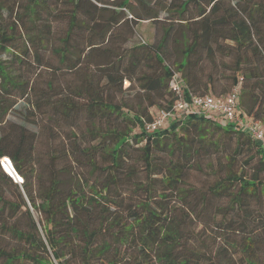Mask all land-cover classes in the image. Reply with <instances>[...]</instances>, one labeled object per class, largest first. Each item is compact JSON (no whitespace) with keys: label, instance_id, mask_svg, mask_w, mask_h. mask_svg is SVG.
Returning <instances> with one entry per match:
<instances>
[{"label":"trees","instance_id":"trees-1","mask_svg":"<svg viewBox=\"0 0 264 264\" xmlns=\"http://www.w3.org/2000/svg\"><path fill=\"white\" fill-rule=\"evenodd\" d=\"M144 21L157 37L130 43ZM204 59L229 71L217 94ZM174 73L195 95L225 97L240 81L241 111L264 127V0H0V264H264V145L203 115L144 129L150 109H171ZM20 103L21 122L9 120ZM75 119L84 131L43 154L26 127L54 136ZM221 140L234 146L216 180L186 187ZM200 215L232 234L230 255L195 244Z\"/></svg>","mask_w":264,"mask_h":264},{"label":"rangeland","instance_id":"rangeland-1","mask_svg":"<svg viewBox=\"0 0 264 264\" xmlns=\"http://www.w3.org/2000/svg\"><path fill=\"white\" fill-rule=\"evenodd\" d=\"M163 17V16H162ZM158 35V31L154 29V27H152L151 23L148 22H142V23H138L136 24V26L134 27V34L130 40V43H139L142 40L150 43L154 40V37H157ZM7 56L4 55L3 59H6ZM221 59V60H220ZM223 60V61H222ZM231 57H226L224 55H220L219 59H218V67L222 68V66L220 65L221 63H229L231 62ZM201 64L199 65V67H201V72L203 74V79L205 80V78L207 77V75L209 73H212L214 75V77L216 79H218L220 82H217L219 85H216V91L215 93H219L221 91V84L225 83V80L223 78V75H227L229 73V71L225 70L223 71V69H218L217 73L213 72V67L210 65L209 61H207V59H204L202 62H200ZM51 75L53 72H48ZM49 74L47 73H43L44 76H48ZM73 76L67 72H58L56 78L62 82V84H64L67 80L69 81ZM207 80V78H206ZM128 84L125 82L124 86H127ZM118 98V96H117ZM16 111L13 114H10V116H8V119L11 121H15V122H21L19 119V114L23 115L26 110H25V104L20 103L17 107H16ZM156 108H152L150 109V113L155 114ZM210 117H212L219 125L226 127L227 126V121L221 119L219 116H217L215 113H210L209 114ZM30 119L31 116H29ZM42 119H44L42 117ZM78 121V122H77ZM75 122H77V124L79 125V128H75V126L73 125L72 122H64V121H60V123L58 125H56V127H54V136L51 135V128H48V130H46L45 128H43L42 126H40V129H38L35 126L32 125H28L26 124V127L31 130V131H38V139H37V144H36V148L40 153H44L48 147H50L51 145L54 147H57V143L59 139H65L67 140L68 138L72 139L73 137L71 136L72 134V130H71V126L74 127V131L76 134H79L80 131H84V123L82 119H75ZM41 123V122H39ZM168 124H165V126H167ZM56 131V132H55ZM57 140V142L53 143L52 140L54 139ZM223 142H226V146L221 145L220 147V152L219 154H214V155H210V156H204V157H199V158H195L194 161L191 163V168H189V170L187 171V174L185 176V182L187 184L186 187H193L195 188L197 191L199 192H204L207 191V188L213 184V182L216 180L217 178V174L216 172H218L219 170V165H218V161L219 159H221L220 155H222L223 153H225L226 151L230 150V148L232 149V147L234 146V142L232 141H227V140H221V144ZM142 143L134 145L133 148L129 149V152L131 154V157L133 159V161L138 160V147H141ZM46 155V153L44 154ZM219 156V158H218ZM6 163L8 165H10L9 161L7 159H5ZM3 167H4V162L2 161ZM139 167H141V163H139L138 165ZM142 168V167H141ZM77 170H75L74 172H76ZM14 177V176H13ZM15 178V177H14ZM65 183H69L68 178H65ZM200 210V208H198V211ZM204 212H210V209L207 208L206 210H203ZM33 212V211H32ZM258 214H254V217H256ZM33 216L37 221V215L35 212H33ZM258 217V216H257ZM260 218V217H258ZM220 219V218H218ZM252 220V219H251ZM214 223L210 220H206L204 218L203 215H200V219L198 221H194L193 223L190 224V228H192L197 235L198 238V242L195 244H199V245H205L207 246V248L212 249V250H217L220 248H227V254L230 255L229 252V248H228V244H229V238L233 237L232 234L228 233V231H226L225 229L223 231L220 230H215L214 228ZM219 223V222H218ZM230 235V236H228ZM241 235V234H239ZM239 237V236H238ZM236 237V238H238ZM10 246H17L15 245L13 241L11 240H5ZM234 264V263H232ZM235 264H241V262L239 260H237V262H235Z\"/></svg>","mask_w":264,"mask_h":264},{"label":"built area","instance_id":"built-area-1","mask_svg":"<svg viewBox=\"0 0 264 264\" xmlns=\"http://www.w3.org/2000/svg\"><path fill=\"white\" fill-rule=\"evenodd\" d=\"M169 89L174 94L175 101L170 110L155 112L152 120L145 123L144 129L147 133L157 131L165 127V124L179 121L190 114L203 115L213 119L209 114L215 113L221 119L226 120L227 125H233L235 129L245 132L256 142L264 145L263 125L247 117L239 107L240 81L225 97L195 95L186 87L181 76L178 73H174L170 80ZM2 161L3 159L1 160L3 167ZM13 179L17 181L14 177Z\"/></svg>","mask_w":264,"mask_h":264},{"label":"water","instance_id":"water-1","mask_svg":"<svg viewBox=\"0 0 264 264\" xmlns=\"http://www.w3.org/2000/svg\"><path fill=\"white\" fill-rule=\"evenodd\" d=\"M10 168H11L13 174L16 175L14 169L12 167H10ZM7 174L10 175L13 178L12 174H9V173H7ZM15 179L18 180V182H21V181H19V177L18 176H16Z\"/></svg>","mask_w":264,"mask_h":264}]
</instances>
